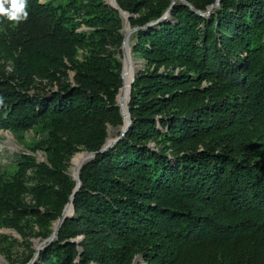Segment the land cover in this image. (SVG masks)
Segmentation results:
<instances>
[{
  "label": "trees",
  "instance_id": "1",
  "mask_svg": "<svg viewBox=\"0 0 264 264\" xmlns=\"http://www.w3.org/2000/svg\"><path fill=\"white\" fill-rule=\"evenodd\" d=\"M116 1L144 64L130 126L104 150L108 125L124 124L118 10L27 0L26 20L0 17V54L13 67L0 71V130L43 119L53 129L46 162L28 157L0 181V227L23 232L31 220L49 236L76 184L68 159L82 146L96 153L80 167L74 211L31 264H264V0H219L206 15L177 2L159 21L171 0Z\"/></svg>",
  "mask_w": 264,
  "mask_h": 264
},
{
  "label": "rangeland",
  "instance_id": "2",
  "mask_svg": "<svg viewBox=\"0 0 264 264\" xmlns=\"http://www.w3.org/2000/svg\"><path fill=\"white\" fill-rule=\"evenodd\" d=\"M102 1L106 3L107 5L111 6L109 4L111 3L109 0H102ZM172 1H174V3L182 2V3L189 5L191 8L196 9L188 0H171V2ZM88 2L89 0H84L85 4H87ZM217 5L218 3L216 4L212 3V4L207 5L205 10H200V9L198 10L206 13L208 11H211ZM83 14L84 12H82L80 15H83ZM120 17H121L120 31L122 32L123 37H122V42H121L119 52L117 53V55L120 57L121 62H123L125 61V54H124V49H123V39L125 37V33H124L123 27H125L124 22L127 19L122 17V15H120ZM77 18L80 19L81 17H77ZM127 22L129 24V28H133V26H131L129 22V17H128ZM80 29L86 30L87 27L85 25H81ZM133 32L134 30H132L129 34V48H130V53L132 54L131 55L132 60L136 66V70H138L143 67L144 62L141 58H139L138 56H135L132 51ZM0 53L2 54L3 52H0ZM1 54H0V71H4L5 73H8L13 68L12 62L10 59H5L1 57ZM122 68H123V63L121 66V70ZM69 74L71 77L72 72H69ZM36 85H39V88H33V87L29 88L28 92H34V91L38 92L41 90L44 84L36 83ZM123 86H124V82H123ZM120 125L118 126L108 125V128H107L108 135L106 139L109 140L110 138H114L115 136H117L120 133V127L122 126ZM52 130L53 129L50 125V122L46 119L40 120L33 127H30L22 131H12L10 129L0 130V181L11 180L17 174L19 170V166L21 165V162L19 161H23L27 159L28 157H30L29 159H34L36 162H46L47 161V154H46L47 150L45 149V146L51 144ZM87 152L89 151L83 148L82 146H80L79 149L75 151L71 155V157L68 159L67 166H66V173L70 175L73 179L75 177L74 172L72 170V163H73L74 158L77 155L87 154ZM34 170L35 169L28 167L24 171L25 184L29 188L33 186L37 181V175H36L37 173ZM24 198L26 202L33 201L32 196L29 192L25 193ZM54 221L50 225V228L53 231H54V225L57 222V221L55 222ZM23 230H24L23 232H20L18 229L12 226H1L0 227V264H22L24 258L28 256L29 254L32 253L31 259H33V257L36 258L38 256L39 251L42 249L40 248L42 246L41 245L42 241L44 240V238H46V237H42V235L40 234V231L42 229H40V227L37 225L35 221L30 220V224L23 225ZM81 238H82V235H78L72 239L77 242ZM31 259L29 261H31ZM140 259L141 257L139 255H136L133 261L136 263L137 262L141 263ZM88 264H98V263L90 262Z\"/></svg>",
  "mask_w": 264,
  "mask_h": 264
},
{
  "label": "bare ground",
  "instance_id": "3",
  "mask_svg": "<svg viewBox=\"0 0 264 264\" xmlns=\"http://www.w3.org/2000/svg\"><path fill=\"white\" fill-rule=\"evenodd\" d=\"M112 4H116L115 0H109ZM109 3V2H108ZM110 3V4H111ZM122 17L125 18V13L121 14ZM124 33H125V41H124V50H125V61H123V68H122V78H123V82H124V86L123 88L121 87L119 92V96L117 95V100L119 101L120 107L122 109V114H123V118H124V124L120 127V131L124 130L125 127L128 125L129 123V118H128V110H127V100H128V95H129V83L130 80L132 78V75L134 74L135 70H136V66L132 60L131 57V53H130V48H129V26L127 24V22H124ZM124 70V71H123ZM113 138H110L109 140L107 139L106 142L110 143L112 142ZM88 154V153H87ZM87 154H83V155H77L72 163V170L74 172V175L77 176L79 169L81 167V165L87 161V159L90 157H88ZM72 210L71 208V204L69 203L66 208L65 211L70 213ZM58 226V220L54 225V231L56 230Z\"/></svg>",
  "mask_w": 264,
  "mask_h": 264
},
{
  "label": "water",
  "instance_id": "4",
  "mask_svg": "<svg viewBox=\"0 0 264 264\" xmlns=\"http://www.w3.org/2000/svg\"><path fill=\"white\" fill-rule=\"evenodd\" d=\"M115 2H116V4H110V3H109V4H110L112 7L116 8V9L118 10V12H119L120 15H121L122 13H125V18L128 20V17H129L130 14H129L127 11L123 10V9L117 4V1H116V0H115ZM173 3H174V1L171 2L169 8L165 11V13H164L161 17H159L158 19H156L155 21H159V20L163 19L164 17H166V16L169 14V12H170L171 5H172ZM216 3H219V0H215V2H214L213 4H216ZM192 9H193V10H196V11H197L199 14H201V15H204V14L206 15V14H208V13L210 12V11H208V12L204 13V12L198 10V9H194V8H192ZM127 20H126V22H127ZM127 24H128V22H127ZM128 26H129V24H128ZM135 29H136V27L129 28V32H131L132 30H135ZM124 41H125V37H124V39H123V49H124ZM124 54H125V50H124ZM122 63H123V62H122ZM136 71H137V70H135L134 74L132 75V78H131L130 83H129V95H128V100H127V110H128L129 123H128V125L125 127L124 130L120 131V133H119L117 136H115V137L113 138L112 142L107 143L106 140H105V142L102 144L100 150H104V149H106V148L112 146V145H113L118 139H120V138L125 134L126 130H127L128 127L130 126V123H131V116H130V112H129V109H128V102H129V100H130L131 85H132V81H133V79H134V76H135ZM121 77H122V70H121ZM119 88H120V87H119ZM118 91H119V89H118ZM116 100H117V96H116ZM117 104H118L119 107H120V104H119L118 100H117ZM120 112H121V114H122V109H121V107H120ZM122 116H123V114H122ZM87 153H88V155H89L90 157H92V156H94V154L96 153V151H89V152H87ZM74 180H75L76 184H75V186H74V188H73L72 194L70 195V200L64 205L61 216H60L59 218L56 219V220H58V226H57V228H56L55 231L52 230V233H50L49 236H47L46 238H44V240L42 241V244H41L42 246H41L40 248H43L44 246H46L48 243H50L52 240H54V239L57 237L58 228H59V226L61 225L63 219H64L66 216H69V215H71V214L73 213L74 209H73V204H72V198H73V196H74L75 191H76V190L80 187V185H81L80 177H79V172H78V175L74 177ZM69 203L71 204V208H72V210H71L70 213H68V212L65 211V208H66V206H67ZM35 259H36V258L33 257V259H31V261H28L26 264H31Z\"/></svg>",
  "mask_w": 264,
  "mask_h": 264
},
{
  "label": "clouds",
  "instance_id": "5",
  "mask_svg": "<svg viewBox=\"0 0 264 264\" xmlns=\"http://www.w3.org/2000/svg\"><path fill=\"white\" fill-rule=\"evenodd\" d=\"M27 0H0V17H6L7 20L19 23L28 17ZM4 103L3 97H0V105Z\"/></svg>",
  "mask_w": 264,
  "mask_h": 264
}]
</instances>
